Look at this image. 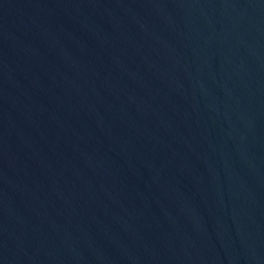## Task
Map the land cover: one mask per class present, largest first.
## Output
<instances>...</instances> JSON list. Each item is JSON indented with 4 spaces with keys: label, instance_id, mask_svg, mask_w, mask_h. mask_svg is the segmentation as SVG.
<instances>
[{
    "label": "water",
    "instance_id": "water-1",
    "mask_svg": "<svg viewBox=\"0 0 264 264\" xmlns=\"http://www.w3.org/2000/svg\"><path fill=\"white\" fill-rule=\"evenodd\" d=\"M0 264H264V0H0Z\"/></svg>",
    "mask_w": 264,
    "mask_h": 264
}]
</instances>
